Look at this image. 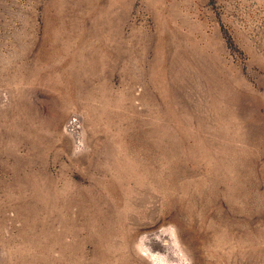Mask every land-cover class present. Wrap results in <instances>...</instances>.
<instances>
[{
  "label": "rangeland",
  "instance_id": "374dc122",
  "mask_svg": "<svg viewBox=\"0 0 264 264\" xmlns=\"http://www.w3.org/2000/svg\"><path fill=\"white\" fill-rule=\"evenodd\" d=\"M0 264H264V0H0Z\"/></svg>",
  "mask_w": 264,
  "mask_h": 264
}]
</instances>
